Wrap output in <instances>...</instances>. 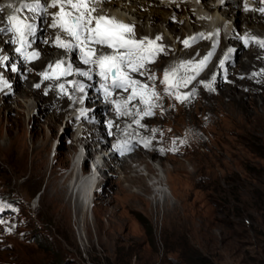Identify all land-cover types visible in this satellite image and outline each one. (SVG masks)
<instances>
[{
    "label": "rangeland",
    "instance_id": "rangeland-1",
    "mask_svg": "<svg viewBox=\"0 0 264 264\" xmlns=\"http://www.w3.org/2000/svg\"><path fill=\"white\" fill-rule=\"evenodd\" d=\"M136 1L138 7L134 12L137 10L140 13L141 10L151 14L149 10H145L144 5L153 6L155 2ZM195 1L196 9L192 8L195 19H192L191 12L184 14V10L188 11V4L184 5L183 9L179 7L177 14L176 9L169 4L166 10L173 16L170 20H166V16L152 18L150 21L148 17L138 19L136 17H139V13L132 16L133 19L135 17L136 25L141 28L152 31L156 24L165 28V32L160 36H164L163 39L172 46L165 58L167 62L164 61L166 71L176 69L179 60L184 62L191 57V63H186L182 72L184 76L186 74L187 77L195 78L182 88L181 93L176 88L166 91L169 89L166 84L165 91L159 92L158 98L152 99L156 104L152 107L154 114L151 116L142 115L149 106L136 105L141 102L139 97L129 103L136 112L134 120H140V124L134 123L135 129L146 133L147 136L151 135L161 154L152 153L154 149L145 146L141 148L142 141L139 139L130 142L131 147L141 149L144 159L150 162L155 171L147 169L146 163L137 164L132 161L126 148L119 147V153L112 151L109 158L113 164L117 159L125 158L131 167L143 173L150 186L149 192L142 195L143 200L138 202L135 199L137 188L131 183L135 178L133 173L123 175L119 170L117 174L103 172L102 178L107 177L110 181L100 184L97 193V214L90 212L87 217L88 232L82 229L79 219L81 215L78 218L77 205H83L82 200H78L76 204V195L71 200L68 196L64 202L52 205L50 198L45 197L46 191H50L52 195L58 182L61 186L69 184L70 179H66L74 167V156L78 152L77 161L81 153L82 143L75 142L74 149L67 143L77 136L82 127L78 124L68 127V117L72 110L76 107L89 108L90 116L86 121H95L93 129L96 130V137L103 135L105 129L101 131L102 124L111 126L108 122L102 123L100 116L118 110L116 104L112 103L111 108L108 99H101L96 92L98 65L87 67L80 62L78 56L73 57L69 50H63L55 41L54 44L52 32L51 39L46 35L49 28L56 33L50 21L55 9L48 7L49 20H44L48 26L43 25L39 32H42L41 40L53 48L50 58L52 57L54 62L60 61V58L67 59L68 62L77 61L83 66V72L91 70V79L87 91L75 98L73 105L64 112L65 118L55 134L45 118L51 112L45 107L50 103L42 105L38 94L27 98L15 96L5 103L7 106L1 112L5 129L8 118L13 116L18 103L24 105V128L21 131L24 153L22 158H19L20 148L16 147L13 151L0 152V264H264V158L248 149V139H251V136L255 137L252 139L264 141V47L254 40H251L250 46L241 47L240 37L243 34H254L247 32V16H241L243 29L229 37V51L225 54L220 52L224 45L218 42L214 23L227 17L232 19V25H236L235 17L239 14V8L228 6L229 14L224 13L225 8L221 11L218 9L215 11V17L211 18V11L206 9L200 0ZM132 2H124L127 4L126 9ZM212 2L218 5L223 1ZM248 2L254 9L246 11L242 2L244 15L248 12H252L253 17H256V13L264 15V12L257 11V3L254 0ZM95 7L97 14L108 17H111L113 12H122V7L112 9L104 2L95 4ZM6 10V15L13 14L9 8ZM204 14L207 16L204 17ZM30 19L39 18L33 16ZM255 27V30H258L257 24ZM190 28L194 33L193 37L199 31L198 28L206 33L202 34L203 38L200 34L198 39L193 40L187 35ZM171 29L178 33L179 40L174 37ZM136 30L134 26V35L130 38L144 39L141 32ZM8 35L5 32L0 33V49L5 44L10 45L12 49L18 46L16 39L8 43L9 37L14 33ZM257 35L264 40V32L257 31ZM3 39L6 42L3 43ZM185 40L189 41L188 46L184 44ZM37 41L35 40L34 47L42 55ZM213 41L216 48L209 52L212 55L206 65L199 71L195 70L196 65L208 57L207 47ZM189 51H193L191 56ZM42 59L40 57L36 62L41 64ZM218 61L221 65L215 69L213 64ZM17 62L18 60L14 59L13 66L18 65ZM153 62L154 59L145 61V67L141 69L145 75L135 73L134 79L141 81L145 78L147 72L144 70H150ZM251 70L255 71L262 84L247 92L243 86L246 83L245 76ZM18 73L19 71H13L12 81H15ZM9 75L8 70L0 69L1 80L7 81ZM75 76L81 78L79 73ZM22 80L25 84L33 83L35 77L30 75ZM48 82L50 83V79L42 76L38 88L48 87ZM81 85L85 90L86 85ZM7 93L6 90L0 92V104L4 103L3 98L8 96ZM119 94L120 92L110 98L119 97ZM129 94L130 92H123L121 95L126 99ZM177 95L187 96V99H177ZM98 103L105 110L91 109L94 107L92 104ZM42 111L46 112L41 116ZM155 115L158 116L159 124L153 126L148 119ZM34 131H39L40 136L34 138ZM107 137L105 135L104 140L114 141ZM7 142L6 139L0 138V146L6 145ZM107 144L111 146L110 143ZM41 145L47 146V167L43 178L37 180L38 178L30 175V167L32 155ZM61 155L62 158L58 159ZM83 170L86 172V168ZM160 179L162 184H157ZM162 188L169 193L167 197L171 207L177 204L178 211L187 218L185 221L174 214L164 215L163 200L160 199L159 202ZM112 212L115 213L114 219L109 220V214ZM183 226H189L190 231L179 232Z\"/></svg>",
    "mask_w": 264,
    "mask_h": 264
},
{
    "label": "bare ground",
    "instance_id": "bare-ground-1",
    "mask_svg": "<svg viewBox=\"0 0 264 264\" xmlns=\"http://www.w3.org/2000/svg\"><path fill=\"white\" fill-rule=\"evenodd\" d=\"M6 1L7 0H0V6L4 7V11L0 12V16L2 17V20L0 21V28H5V29L7 28V25H4V23L7 21V16H8V15H6V12H7L6 8H8V7H6ZM125 1L126 0H110L108 2V0H106V2H104V3L112 9H114L115 7H122L123 13L122 12L121 13L120 12H113V14H111L110 16L114 17L116 20L123 22L125 24L136 26V28H137L136 31L141 32V35L143 37H147V39H150V40H156L157 35L159 34L158 37H161V39L157 40L156 42H157V44L163 46L164 51L156 54V56L154 58V62H153L154 64L153 65L151 64L152 66H150L151 67L150 70H144L147 72V75H146V77L144 76L145 78L141 79V82L148 84L149 88H155V91L157 93L162 92L163 90L165 91L166 84L163 82L164 73L166 71L164 68V61H166L165 60L166 55H167L168 51L170 52V49L172 47L169 43H167V41L165 39H163L164 36H160L161 34L163 35V31L165 28L163 27V25H160V24L157 25L156 24V26L155 25L153 26V30L150 31L146 28H143V27L141 28V27H139V25H136V22L134 20L135 17L133 19L132 16L136 15L135 13H137V14L139 13V12H137V10L134 12V9L135 8L137 9V7H138L137 1L132 0L133 1L132 5L129 6L128 9H126L127 4L124 3ZM151 1L155 2L153 6H151L149 4L144 5L146 8L145 10L146 11L149 10V12H151V14L149 15L148 12L144 13V12H141V10H140V13H139L140 15L138 14L139 17H136V18L145 19L148 17L149 21H150V19H152V18L158 19V18H162V17L166 16V20H170V19H172L173 16L169 15L167 10H166V7H168L169 4L176 9V14L178 13L177 10L179 7H181V9H183V6L188 4V7H187L188 11L184 10V14L185 15L188 13L190 14V12H191L192 19H195V13L192 12V8L195 7V5H196L195 2H197L195 0H151ZM212 1H215V0H200L199 1L206 9H209L211 11V18L215 17V14H216L215 11L218 9H219V11H221L222 9L225 8L224 13L229 14V10L227 9L228 6H232L234 8L235 7L239 8V12H238L239 14L235 17L236 25H232V23H231L232 19H227V17H226V19L223 18V20L220 19L221 22L219 20L215 23L213 22L216 25L218 42H219V44L224 45V49H221L220 52H222L224 54L227 53L230 49V44H231V41H228L229 37H232L233 35H235L239 29H241V28L243 29V24L241 22V16H247L246 18L249 21L248 25H247L248 26L247 32L248 33L249 32L254 33V34H243V35H248V36L254 35L258 39L262 38L259 35H257V31H258V33H260V31L264 32V15H261V13L260 14L256 13V17H253L252 12H248L244 15L242 13V2H243L242 0H221L223 2L221 4H218V5H216V3L212 2ZM254 1L257 3V11L264 8V0H254ZM24 2H25V0L22 1V3H24ZM27 2L31 3L32 1L27 0ZM47 4L50 5L51 1L47 0ZM18 7H20L19 4L17 7H12L13 10L11 13H14V8H18ZM195 9H196V7H195ZM200 13H201V11H200ZM199 15L203 16L201 14H199ZM34 16L38 17L39 19H35V20L29 19V22L34 23L36 26L35 34L33 36H30V39L36 40V41L38 40L37 43L40 45V50L42 51L41 57L43 58L41 64H38L37 62H35L33 64L32 63L27 64V60L24 61V57L15 51V49L18 46L15 49H12V47L10 45L5 44L4 47L2 49H0V69L4 68V69L8 70L10 73L7 81H3L0 79V92H2L4 90H6L8 92L7 93L8 96H4V98H3L4 103L0 104V138H4L8 142L6 145L0 146V152L6 151V150L7 151L8 150L13 151L15 147L18 149L20 148L19 153H21V154L19 155V158H22L21 155H22V153H24V150H23L24 143H21L22 142L21 140H23V134L21 131L24 128V115H25L24 114L25 113L24 112V105L22 103H18V105H17L18 108L14 111L13 116L8 118V125L5 129L3 126V122H4L3 117L1 114L2 110H4V108L7 106V105H5V103L10 98L15 97V96H18L21 98H27L31 95L33 96V95L38 94V98L41 100L42 105H46L47 103H50L49 106H45L46 108H49L51 110L50 114L45 116V118L49 121L50 126L53 129L54 134H55L56 131H58L59 128L61 127V123H62L63 119L65 118L64 112L69 107H71L73 105V100L75 98L82 96V94L85 91H87V88H88L87 85H89V80H90L89 77L82 76L80 74L79 75L81 78H77L75 76L76 73L83 72L82 71L83 66L80 65L79 63H77V61L73 60V61L68 62L67 59L60 58L61 59L60 61L64 62L62 67L67 68L68 65H71V69H72L71 74L68 76H61L59 79H50V83L48 82V87H41V88L37 87V85L40 86V84H41V77L44 76L43 73H49L51 75L57 62H54L51 59L52 57L50 58L51 50H53L51 45L47 44L46 41H43L40 38V36L42 34V32H39L42 30L41 27L43 25L48 26V23H46V24L44 23L45 19L42 21L41 17L46 16V19L49 20V17H48L49 14L48 13L45 14V13H41V12L37 11V12H35ZM205 16H207V15L204 14V17ZM256 24L258 25V30H255ZM202 25L206 26L205 24H202ZM208 26H209V23H208ZM166 29H168V26H166ZM216 29H215V32H216ZM198 30L199 31L196 32L195 36L193 37L194 33L191 31V28H190V31L187 35H189L190 38H195V39H198L200 34L205 35V33H206L205 30H203V29L201 30V28H198ZM170 31L173 32L174 37H178L177 32L173 31V29H171ZM51 32L54 35L53 40H52L54 42L56 40V37L59 35H57L53 31H51L49 28L48 32L46 33V35L49 37V39L52 38ZM0 33H2V32H0ZM13 38H14V35L9 37L8 43L11 42L13 40ZM178 40H179V37H178ZM181 41H179V42L181 43ZM2 42L4 43L6 41L3 39ZM204 43H207V42H204ZM54 44H55V42H54ZM241 47H245L243 45V43L241 44ZM207 48H208L207 53H209L210 51L215 49L216 48L215 42L214 41L211 42ZM55 51H58V50H55ZM104 52H107V50L104 48H101L100 54L104 53ZM189 52H188V54H190V56H191L193 51H189ZM74 53H75V51H74ZM61 54H63V53H61ZM14 59L18 60V62H17L18 65H16V66H13V64H12ZM200 59H201V57L198 59V61ZM191 61H192L191 57H189L184 62L179 60V65H178V67H176V69H177V80L187 79V76H186V74L184 76V74H183L184 72H182V68L180 67V65L181 64L186 65V63H189V62L191 63ZM246 63H247V61H246ZM49 65H51L52 67L50 68ZM220 65H221V62L218 61L217 64L216 63L213 64V67L215 69H217L220 67ZM239 66H240V64H239ZM14 70L19 71V73H18V76L16 77L15 81H12L11 77L13 75ZM188 71H190V70H188ZM30 75L35 77V81L33 83L27 82L25 84L22 79H24V78L26 79V77L30 76ZM150 75L154 76L155 79L154 80L149 79L148 77ZM8 83H9V85H8ZM60 84H64V89H65L64 91H61V89L59 87ZM81 84L86 85V89L83 91H80V88H79V86ZM184 87H186V86L183 83H181L179 88H176V90L179 93H181L182 88H184ZM97 93L99 94V97L101 99H103L102 98L103 95L101 94V92L97 91ZM9 94H10V96H9ZM119 95H120L119 97L112 98V99L110 97H108L107 99H108V104L111 108L113 107L112 101L121 102V105H122L121 109L119 111H114L113 113L106 112L105 115L100 116L102 123H104V122L109 123V121L112 122L111 126H109V127L106 125H103V124H102V126H100V127H102L101 131H103V129H105L103 132V135L104 136L107 135L108 136L107 138L114 140V141H112V140L107 141V143H110V145H111L109 148H111L112 151L119 153L118 145H120V144H118L116 142L121 143L123 141L127 145V147H126L127 155L129 156V158L132 161L137 162V164L138 163H140V164L146 163L147 169H149L150 171H155V169L151 168L152 166H151V164H149L150 162H148L147 160L144 159L143 151L141 149L132 148L130 142H132L134 139L135 140L139 139L142 141L141 148L143 146H145V143H147V145H148L147 147L149 149L151 148V150L152 149L156 150V151L152 150V153H156L159 155L161 154L160 149L157 147V144L155 143V141L153 140V137L151 135L147 136L146 133L140 132L139 130L135 129L136 123L134 122L135 121L134 119H136V117H134V116L136 115V112L132 110V106L129 104L127 105V107H125L122 103V101L124 100V98L122 97L123 95H121V94H119ZM92 96L94 98V95H92ZM155 104L152 102V105H153L152 107H154ZM92 105L95 106V109L97 111L105 110L104 107L102 105H100V103L92 104ZM136 105L141 107V106H144L145 104H143L142 102H140V103L138 102V103H136ZM83 109H85V108L84 107H82V108L76 107L74 110H72V112H75V114L73 116L68 117L67 125L69 128H71L74 124L82 125V124H85L87 122L86 119H87V117L90 116V112H87V114H86V112L78 113L80 110H83ZM129 109H131V111L133 113L132 115H122L121 114V113H124L125 111H127ZM45 112H43V111L40 112V115L41 116L45 115ZM148 120L153 124V126L159 124L157 115L150 117ZM95 125H96V123L94 121V123H92L87 129L83 128L81 130V128H80V130L77 133V136L74 139H70L67 142L69 144V147L74 149L75 142H77V144H78L79 140H82L84 138H86V142H85L86 148L90 147L92 140H94V138H96V135H95L96 130L93 129L95 127ZM32 135L34 138H37L40 136V132L34 131L32 133ZM90 138H91V140H89ZM48 140H49V138H48ZM81 143L83 144V142H81ZM77 146L79 147V145H77ZM46 151H47V146L41 145V146L36 148V150L34 151V154L32 155L30 175L34 176L35 178H38L37 180H40L41 178H43L44 171L47 167V163H46L47 160H46V156H45ZM77 154H78V152H77ZM77 154L74 156V167L71 171V174L66 179V180L70 179L69 184L61 186L58 182V184L55 186L56 190H54V192H52V195H50L51 194L50 191H48V192L46 191L45 197L46 198L49 197L50 200L52 201V205L53 204L56 205V204L64 202L66 197L69 196V200H71L76 195V197H77V203L76 204H78V202H79L78 200H82V203H83V205H81L83 207H81L79 204L77 205L78 218H79V215H81V218H79V219H80V222L82 224V229H83V231L85 230L86 232H88L87 217H88L90 212L96 213L97 203L99 202V197L97 196V193H98V190L100 189V184L102 182L110 181V179L107 177L104 179L102 178L103 180L98 182V186H97L96 190L94 191V194L92 195L90 193V190H91V187L93 186V184L95 183V178H92L87 174H85V175H87L86 177L80 176L78 174L77 169L79 168L78 165H79L80 160H81V153L78 155V158L76 161ZM62 156L63 155L58 156L57 158L61 159ZM106 162H107L106 164L108 165V168L103 170V172L109 171L113 174H117V172L119 170L120 173H122L123 175L128 174V173L134 174L133 176H135V178L133 179V181L131 183H132V185H135L134 187H136L137 191H138V192L137 191L135 192L136 201L141 202L143 200L142 195H144L145 193H148L149 188H150V186L148 185V182L146 181V178L142 175L143 173L141 174L140 172L136 171L133 167H131V164L128 163L125 158L117 159V162H115V164H113L112 159H110ZM85 166H86V161L84 162L82 169L85 168ZM49 181H50V178L48 179V184H49ZM159 183L162 184V179L157 181V184H159ZM160 187H162V186L160 185ZM166 191L167 190L162 188L160 198H159V202H160V199L163 200L162 207H163L164 215L169 216L171 214H174L180 220L185 221L187 218L185 219V217H184L185 215L183 216V214H181L178 211L177 204H175L171 207V204H170L168 197H167L168 192H166ZM100 201H102V200H100ZM176 201H177V199H176ZM105 202H106V200H105ZM157 203H158V201H157ZM114 216H115L114 212L110 213L109 214V220H113ZM98 220H97V222H98ZM178 231L185 233L187 231H190V227L186 226V228H185L183 226V229H179Z\"/></svg>",
    "mask_w": 264,
    "mask_h": 264
},
{
    "label": "snow or ice",
    "instance_id": "snow-or-ice-1",
    "mask_svg": "<svg viewBox=\"0 0 264 264\" xmlns=\"http://www.w3.org/2000/svg\"><path fill=\"white\" fill-rule=\"evenodd\" d=\"M106 0H51V4L47 7V0H33L29 3L25 0L24 3L18 8H14V13L7 16L9 28H0V32L12 31L17 34V40L20 44V47L16 48L15 51L23 55L24 59H36L39 56L38 52H27L26 48L30 46L29 37L33 36L36 31V26L34 23L28 21L26 17L22 18L18 13L28 10L30 12H41L47 13L48 7L59 8V11L54 13L55 16L54 22L51 24L53 28H61L69 36L73 37L76 44H72L62 40L59 36L56 37V44L60 48H78L82 53L81 59L84 64H94L98 65L99 72L98 75L103 77L105 81H108L111 78V87L116 89H123L125 92L130 94L126 99L122 101L123 105H127L137 99L149 107L145 110L142 115L151 116L153 115L152 111V99L153 97L158 98V93L155 91V88H149V85L142 83L138 79H134L131 73H139L140 75H145L141 71L145 67V61H151L155 58L156 54L163 52V46L157 44V40L161 37H157L156 40H148L145 37L142 40H136L130 38L131 35H134V26L125 24L116 20L114 17H108L106 15H93L97 12L95 6H91L97 3H103ZM66 6L69 10H66ZM7 7H14L9 4ZM4 11V7L0 6V12ZM264 12V8L260 9ZM42 21L46 19V16L41 17ZM201 38L203 35L201 34ZM193 40L195 38H192ZM249 38L244 39V43H248ZM251 40H254L261 47H264V40L258 39L257 37H250ZM102 45L107 46L110 49H113L111 53L104 54L101 53L97 56V50L95 48L89 47V45ZM184 44L188 46L189 41L185 40ZM212 54L209 53L208 57H205L204 60L200 61L196 65L197 71L201 70ZM95 57V59H94ZM190 63V62H189ZM64 64L63 61H57L55 68L53 69L52 74L43 73L45 79H59L61 76H68L71 74V65H68L67 68L62 67ZM51 68L52 66L49 65ZM181 68L185 67L184 64L180 65ZM82 76L89 77L91 79V70L84 71L79 73ZM149 79L154 80L155 77L150 75ZM194 76H189L187 79L177 80V70L173 69L172 71H165L163 82L169 85L171 88H179L180 84L183 83L187 86L188 83L194 79ZM71 83V82H70ZM39 87V85H37ZM61 91H64V84L59 85ZM83 85H80V91H83ZM211 87V85H209ZM106 96H111L112 92L109 87L105 84L101 85ZM177 99H187V96L177 95ZM116 104L117 110L119 111L121 107V102L112 101ZM139 113V110H137ZM122 115H132L131 109L121 113ZM109 121V125H111ZM136 124H140V120H135ZM145 143V147H147ZM120 148H126L127 145L125 142H121L118 145ZM123 154V153H121ZM2 210V208H0Z\"/></svg>",
    "mask_w": 264,
    "mask_h": 264
},
{
    "label": "trees",
    "instance_id": "trees-1",
    "mask_svg": "<svg viewBox=\"0 0 264 264\" xmlns=\"http://www.w3.org/2000/svg\"><path fill=\"white\" fill-rule=\"evenodd\" d=\"M246 83L243 86L247 92H251L257 87H260L262 84V80L257 76L254 70L249 71V73L245 76ZM255 137L251 136V139H248V149H250L253 153L258 155L261 158H264V141L259 139H252Z\"/></svg>",
    "mask_w": 264,
    "mask_h": 264
},
{
    "label": "clouds",
    "instance_id": "clouds-1",
    "mask_svg": "<svg viewBox=\"0 0 264 264\" xmlns=\"http://www.w3.org/2000/svg\"><path fill=\"white\" fill-rule=\"evenodd\" d=\"M86 168V167H85Z\"/></svg>",
    "mask_w": 264,
    "mask_h": 264
}]
</instances>
